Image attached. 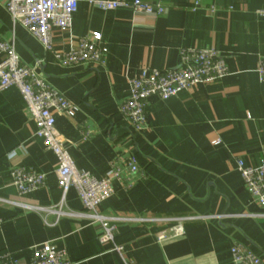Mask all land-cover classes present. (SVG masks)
Segmentation results:
<instances>
[{"label": "crops", "instance_id": "obj_1", "mask_svg": "<svg viewBox=\"0 0 264 264\" xmlns=\"http://www.w3.org/2000/svg\"><path fill=\"white\" fill-rule=\"evenodd\" d=\"M161 3L163 14L119 8L103 11L80 0L69 31L55 28L57 50L67 51L82 37L100 32L106 63L65 67L20 23L0 0V38L14 42L23 63L74 105L75 115L56 112L77 167L103 178L113 161L138 159L131 187L114 181V193L98 211L122 218H187L176 222L117 223L115 243L102 242V227L81 216L74 189L65 196L61 217L27 209L57 206L63 199L56 157L36 137V125L16 87L0 91V252L30 264L34 247L52 242L67 249L74 264H235L232 246H247L264 262V209L246 190L237 162L256 166L264 159V82L256 69L264 57V0H145ZM189 48L220 51L230 74L162 100H148L146 131L138 133L121 114L130 95L129 79L143 67L177 68ZM220 140L219 144L214 141ZM17 150V156L8 154ZM46 174L41 189L21 195L14 167ZM204 217V218H202ZM161 234L166 238L159 239Z\"/></svg>", "mask_w": 264, "mask_h": 264}, {"label": "built area", "instance_id": "obj_2", "mask_svg": "<svg viewBox=\"0 0 264 264\" xmlns=\"http://www.w3.org/2000/svg\"><path fill=\"white\" fill-rule=\"evenodd\" d=\"M79 2L80 0H6V9L13 21L20 23L35 36L58 64L65 67L105 64L107 51L100 32L77 39L67 51L56 49L53 31L55 28L65 31L71 29ZM88 2L103 11L126 8L135 12L160 15L166 10L161 3L152 4L145 0H88ZM199 4L200 1L196 0L193 10H196ZM256 14L264 17V8L258 9ZM256 72L259 80L264 82V57L260 60ZM229 74L226 60L217 49L183 50L181 63L177 68L143 67L140 75L129 79L130 95L120 105L121 114L129 121L133 130L142 133L149 127L147 111L149 98L156 96L167 100L196 85L218 82ZM10 87H16L20 91L27 113L36 125V137L40 138L45 149L56 157L55 173L63 193V199L57 206L44 208L25 205L27 209L44 213L45 219L49 214L58 217L79 215L64 209L65 196L74 189L83 204L84 211L81 216L100 224L101 241L112 243V250L120 254L124 253L125 248L115 243V231L117 223L123 220L176 222L172 232L174 235L182 232V223L187 218H122L105 216L98 211L99 206L114 193V181L120 182L125 187L132 186L134 176L140 171L137 157L130 156L126 161H113L110 171L103 178H97L89 171L79 169L65 145L63 135L56 127L55 113L60 112L73 117L76 113L73 103L63 93L51 87L34 67L23 63L14 42L0 38V91ZM220 142L217 140L214 144ZM17 153V150L11 151L8 158H15ZM237 170L241 174L246 190L264 209V159H261L256 166L246 165L239 159ZM11 175L13 184L21 195L37 191L47 183L46 174L33 167H14ZM165 238L166 234L159 236L160 240ZM231 251L235 264H264L261 257L243 244H234ZM124 263L131 264L126 259ZM0 264H18V262L12 254L0 252ZM30 264L74 263L67 249L46 242L34 247Z\"/></svg>", "mask_w": 264, "mask_h": 264}]
</instances>
